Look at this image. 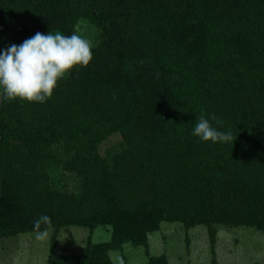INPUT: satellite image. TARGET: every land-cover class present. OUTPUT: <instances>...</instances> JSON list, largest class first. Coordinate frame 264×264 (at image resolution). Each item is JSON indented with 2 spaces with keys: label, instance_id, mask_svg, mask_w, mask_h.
<instances>
[{
  "label": "trees",
  "instance_id": "obj_1",
  "mask_svg": "<svg viewBox=\"0 0 264 264\" xmlns=\"http://www.w3.org/2000/svg\"><path fill=\"white\" fill-rule=\"evenodd\" d=\"M84 21L100 37L88 67L46 103L1 97L0 240L46 214L49 264H114L164 223L204 227L212 248L219 227L264 235V0H0L13 44ZM201 113L234 142L191 135ZM73 227L82 252H54Z\"/></svg>",
  "mask_w": 264,
  "mask_h": 264
},
{
  "label": "rangeland",
  "instance_id": "obj_2",
  "mask_svg": "<svg viewBox=\"0 0 264 264\" xmlns=\"http://www.w3.org/2000/svg\"><path fill=\"white\" fill-rule=\"evenodd\" d=\"M15 26L9 24L5 32L0 29V47L13 44ZM77 34L91 41L96 47L99 33L87 21L82 22ZM2 93H0V100ZM52 231L44 241L35 239L34 233L0 240V264H49L52 250ZM89 230L70 228L62 230L54 252L78 255L85 248ZM95 244L108 242L111 232L99 228L91 235ZM214 251V252H213ZM166 256L169 264H264V235L253 228L219 227L214 247L204 227L186 231L183 224L164 223L161 230L150 235L149 248L124 247L122 252L112 254L114 264H147L151 257Z\"/></svg>",
  "mask_w": 264,
  "mask_h": 264
},
{
  "label": "clouds",
  "instance_id": "obj_3",
  "mask_svg": "<svg viewBox=\"0 0 264 264\" xmlns=\"http://www.w3.org/2000/svg\"><path fill=\"white\" fill-rule=\"evenodd\" d=\"M93 60V45L87 38L59 31L45 35L37 32L22 44H12L0 51V93L6 101L46 103L54 94L59 82L73 69L88 67ZM222 124L214 114L197 116L191 135L202 142L232 143L231 131L214 127ZM51 218L40 215L33 222L35 239L49 237Z\"/></svg>",
  "mask_w": 264,
  "mask_h": 264
}]
</instances>
